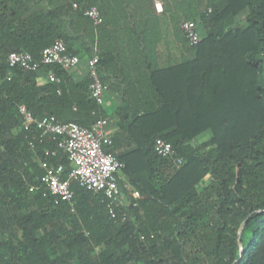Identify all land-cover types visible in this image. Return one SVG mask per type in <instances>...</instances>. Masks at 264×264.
<instances>
[{"label": "trees", "instance_id": "16d2710c", "mask_svg": "<svg viewBox=\"0 0 264 264\" xmlns=\"http://www.w3.org/2000/svg\"><path fill=\"white\" fill-rule=\"evenodd\" d=\"M163 3L160 16L117 29L107 0H0V264H264V0ZM115 34L114 52L103 40ZM58 39L81 59L98 55L119 97L111 114L89 73L76 81L59 64L7 62L14 51L39 59ZM22 104L56 123L106 119L104 149L123 163L137 204L112 217L104 194L76 181L74 204L52 195L40 163L49 151L68 176L63 137L22 127ZM157 138L173 156L155 150Z\"/></svg>", "mask_w": 264, "mask_h": 264}, {"label": "built area", "instance_id": "2783aa9c", "mask_svg": "<svg viewBox=\"0 0 264 264\" xmlns=\"http://www.w3.org/2000/svg\"><path fill=\"white\" fill-rule=\"evenodd\" d=\"M154 4L158 12L163 11V0H154ZM77 6V3H74V7ZM85 14L93 20L95 25L101 22L100 11L96 6L87 8ZM182 29L191 44H197L202 40V34L195 21H184ZM7 62L11 67L20 66L29 70H37L42 64H59L70 71L81 64V57L69 53L65 41L58 39L43 49L39 59L28 51H14L9 54ZM98 62L97 54L88 60V73L92 79V97L99 105H103L106 103L110 88L100 78ZM50 77L56 78L55 74H50ZM18 110L23 119L22 127L25 129L36 126L41 131V137L48 135L63 137L61 147L71 164L68 176L63 177L65 167L62 163L53 165L48 160L49 151L45 152L46 158L40 163L45 170L43 181L52 195L74 204L75 194L72 190V182L76 181L88 190L103 193L112 217L116 216L117 206L137 204L141 194L122 174L123 163L114 154L104 149L105 143H111L106 133L108 126L106 119L99 120L93 128H87L74 121L56 123L47 117L36 118L24 104L20 105ZM155 150L164 157L174 155L172 144L162 138L156 139ZM177 161L179 164L182 163L181 158Z\"/></svg>", "mask_w": 264, "mask_h": 264}, {"label": "crops", "instance_id": "0c3cea01", "mask_svg": "<svg viewBox=\"0 0 264 264\" xmlns=\"http://www.w3.org/2000/svg\"><path fill=\"white\" fill-rule=\"evenodd\" d=\"M108 5L105 9V20L119 24L117 29L120 28V24L130 25L133 22L139 20L145 16H160V12H156L152 2L150 0H107ZM167 1V0H165ZM164 8V3H163ZM116 34L110 35L103 40V46L107 49H113L116 51ZM88 58H82L81 64L70 70L71 75L76 81L82 80L88 74ZM119 102L117 92L111 88V91L107 95L105 103V109L108 114H111L114 110V106Z\"/></svg>", "mask_w": 264, "mask_h": 264}, {"label": "rangeland", "instance_id": "374dc122", "mask_svg": "<svg viewBox=\"0 0 264 264\" xmlns=\"http://www.w3.org/2000/svg\"><path fill=\"white\" fill-rule=\"evenodd\" d=\"M238 23L240 25H244L246 23L245 21V13H240L237 17H236ZM209 137V132H206L203 136L199 137L197 139V142H202L203 140H205L206 138Z\"/></svg>", "mask_w": 264, "mask_h": 264}]
</instances>
